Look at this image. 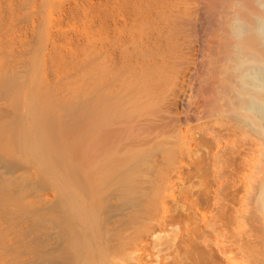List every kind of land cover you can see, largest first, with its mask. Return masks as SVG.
Listing matches in <instances>:
<instances>
[{"label":"bare ground","instance_id":"bare-ground-1","mask_svg":"<svg viewBox=\"0 0 264 264\" xmlns=\"http://www.w3.org/2000/svg\"><path fill=\"white\" fill-rule=\"evenodd\" d=\"M68 1L0 0V264H264L228 74L254 0Z\"/></svg>","mask_w":264,"mask_h":264},{"label":"clouds","instance_id":"clouds-1","mask_svg":"<svg viewBox=\"0 0 264 264\" xmlns=\"http://www.w3.org/2000/svg\"><path fill=\"white\" fill-rule=\"evenodd\" d=\"M231 34L232 57L228 74L232 79L234 114L249 129L264 134V0L254 8L239 7Z\"/></svg>","mask_w":264,"mask_h":264},{"label":"rangeland","instance_id":"rangeland-1","mask_svg":"<svg viewBox=\"0 0 264 264\" xmlns=\"http://www.w3.org/2000/svg\"><path fill=\"white\" fill-rule=\"evenodd\" d=\"M71 0H69L68 2H69V5L70 4H72V5H70L69 7V9H71L72 11H73V13H72V11H70L69 10V12H70V14H69V16H71L72 14H74V13H76L75 11H76V9H78L77 7H79V6H81L82 5V1L80 0H77L76 2L73 0V2L74 3H72V1L70 2ZM80 3H81V5H80ZM73 4H74V6H73ZM77 5V6H76ZM79 5V6H78ZM71 6H73V8H71ZM75 8V9H74ZM75 10V11H74ZM80 10V9H79ZM78 11V10H77ZM72 13V14H71ZM68 16V15H67ZM67 22L68 21H66L65 22V24H67ZM27 25V24H26ZM27 26H29V25H27ZM64 27H65V25H63ZM63 26L61 27V28H63ZM30 27V28H29ZM28 27V30H30L31 29V27L32 26H29ZM67 27V26H66ZM12 174H13V170H11L10 168H8V166H7V164H6V162H4V161H2L1 159H0V177H8V178H10V177H12ZM18 228H17V231L16 232H20L21 234H23V235H25L26 237H34V232H33V230H31L30 228H28V227H26V226H17ZM41 235V234H40ZM42 235H44V234H42ZM55 246V241H53L52 239H51V241H47V244L45 245V246H37V245H35V249H32L30 246L29 247H26V249L24 250V252L22 253V258L25 260L24 262H26L25 264H41V261L42 260H39V256H38V252L37 251H41V252H43V254H44V252H45V250H47V251H49V250H51L53 247ZM40 247V248H39ZM42 247V248H41ZM39 251V252H40ZM47 252H45V254H46ZM42 263H43V261H42Z\"/></svg>","mask_w":264,"mask_h":264}]
</instances>
